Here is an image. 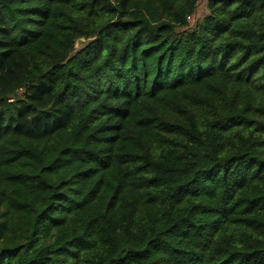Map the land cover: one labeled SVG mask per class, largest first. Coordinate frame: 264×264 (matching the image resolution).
<instances>
[{
  "label": "trees",
  "instance_id": "obj_1",
  "mask_svg": "<svg viewBox=\"0 0 264 264\" xmlns=\"http://www.w3.org/2000/svg\"><path fill=\"white\" fill-rule=\"evenodd\" d=\"M200 1L0 0V264H264V0Z\"/></svg>",
  "mask_w": 264,
  "mask_h": 264
},
{
  "label": "rangeland",
  "instance_id": "obj_2",
  "mask_svg": "<svg viewBox=\"0 0 264 264\" xmlns=\"http://www.w3.org/2000/svg\"><path fill=\"white\" fill-rule=\"evenodd\" d=\"M207 1L208 0H201L198 6L197 11L194 15H192L189 19V25L191 28L195 26L196 23L200 22L208 13L207 10ZM79 46H81V43H79Z\"/></svg>",
  "mask_w": 264,
  "mask_h": 264
}]
</instances>
